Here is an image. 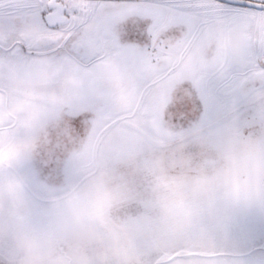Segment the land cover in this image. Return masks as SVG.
<instances>
[{
    "label": "rangeland",
    "instance_id": "obj_1",
    "mask_svg": "<svg viewBox=\"0 0 264 264\" xmlns=\"http://www.w3.org/2000/svg\"><path fill=\"white\" fill-rule=\"evenodd\" d=\"M8 1L0 0V6L3 7V4ZM20 1H25L23 4L16 2L21 9L27 6H31V8L28 7L27 10L19 8L20 11L16 10L10 16H6L5 12L0 10V49H2L0 50V126L3 127L0 131V141H2L0 148L7 150L13 146H26L23 155L8 163V165L12 163L27 165V167L19 165L20 168L25 169L23 176L40 181L44 185L50 180L47 177L62 180L69 179V175H71V178H75L73 176L77 173L76 169L79 164L90 162L92 154H94L96 162H112L111 159H115L118 154L115 162L117 165L137 163L136 157L133 156L135 147L144 150L139 161L144 167L150 169L149 173L153 178L157 173L159 174L164 165L168 169L174 165L184 169L190 164L197 167L206 163L202 154L204 149L201 150V154L196 153L190 155L189 158L182 155L184 151L180 149L171 148L161 154L155 153L157 149L154 147V149H149L150 146L146 145L143 139L138 138L136 134L126 128L122 133L125 135L118 142L125 145L123 150L117 152L111 149L108 152L110 147L115 146L116 137L120 134L118 131L116 133V126H109L113 119L110 118L113 108L107 103L109 101L107 98L113 91L114 93L118 91V94H121L120 88H132L142 84L123 73L128 71L132 65H136L135 60L132 59L135 56V48L132 46L142 44V47L145 48L146 45L143 43L147 42L146 37L149 38L151 29L161 28L163 25L166 27L168 22L170 27L176 25L181 29L180 23L177 22L179 18L176 16L185 17L194 26L185 25L188 27L189 33L187 36L183 35L184 42L174 48L169 47L170 43L175 42L170 39L174 34H166L167 30H164L166 35L162 36L160 44L165 45L164 53L167 57L158 56L153 60L158 62L157 59H160L159 62L166 63L169 71L179 72L172 63L176 58H174L175 55L185 57L184 61L179 64L181 70L184 68L186 70L184 65L187 64L189 58L196 57L206 67L204 70L201 66L199 71L200 83L206 85L205 88L210 91V95L213 94V85L206 76L211 75L215 70H221L227 72L225 74L227 79L233 75L230 86L235 89L239 87L240 98L244 100L250 96L242 102L241 106H238L239 111L236 110L237 108L233 109L230 105L231 102L225 98L221 99L223 101H221V105L216 99L214 102H210L213 110L209 114H212L211 120H213V116L216 120V129L213 128V133L202 137L201 148L227 145L224 143L223 137L227 142L230 139L229 148L242 149L247 145L264 143V97H262L264 95V12L219 4L211 0H198L195 5H198L199 12L193 9L192 5L188 7V12L181 10L177 5L170 7V5H166L165 0H153L151 3H143L145 2L143 0L128 1L115 4L75 1L74 4L77 6L73 12V9L70 11L72 6L69 2L60 0L58 2L61 7L56 14L66 16L68 21L64 20L65 23L48 28L44 19L46 15L53 14L49 8L51 0H40L43 7H45L44 4H47L49 9L44 14L36 0ZM244 1L264 4V0ZM14 9L16 8H12L13 11ZM27 18L34 20L35 26L32 27H34L35 34L30 35L27 43L24 44L29 46L24 53L22 43L15 45V42L20 41V36L24 35V31L18 26L24 23ZM168 19L170 20L167 21ZM80 27H82V31ZM176 33H179L177 29ZM51 36L54 38L51 47L37 49L33 46L36 39ZM67 37H69L68 40ZM59 39H64L66 49L72 55L78 54L79 50L85 51L84 45L94 40L98 55H95V58L88 56L84 63L90 65V68L80 70L95 72L96 77H87V75L76 72L74 68L70 77L57 79L54 76L65 56L62 54L63 50H58L50 58H48V53L59 45ZM139 40H141V44L136 42ZM121 48L122 50L119 52L116 51ZM143 48L141 51L144 52ZM35 52L38 55L46 52V55L34 57L37 56L34 54ZM117 55L119 56L117 57ZM147 57L152 59L151 56L147 55ZM98 58H104L103 61L107 63V66L111 65V68L96 70L94 61ZM232 61L236 66L244 69L243 72L238 73L232 70V64H230ZM74 66L78 65L74 64ZM187 66V71L191 70V66ZM152 67L154 70L159 69L156 65ZM67 70H69L68 67ZM158 72L150 69L145 71L141 77L145 79L144 84L154 86L153 76L155 75H151V73L158 74ZM100 73L103 75H99ZM234 73L243 76L234 77ZM17 75L19 79H17ZM47 79H55L57 82L60 80V82L54 87L52 85L46 87L43 84L48 82ZM9 84L13 88L9 87ZM16 84H18L17 87ZM29 84H35V86L30 87ZM226 84L221 83L220 80L214 81V87L217 85L225 87ZM6 86L8 88L5 90ZM154 87L155 90L158 88V86ZM184 88L191 91V84L186 83ZM89 89H94L95 96L93 98L95 99H88ZM250 89L252 93L245 95L244 93ZM15 95L16 97H14ZM186 97L190 98L189 107L186 106V114L190 109V115L195 113V117L188 116V118L193 119L188 120L184 115L182 119L178 118V115H182L184 112L178 109L180 106L176 103L177 98L167 105L169 108L167 114L162 117L164 119L163 129L168 130L171 134V140L180 139L189 125L201 126L198 122L200 112H204V107L201 105L205 104L204 100L202 99L204 103L199 100L200 107H198L195 96H193L195 101H191L190 95H186ZM55 99L64 100L57 101ZM100 102L106 103V107L100 108ZM191 103H193L192 107ZM222 105L224 107H221ZM244 106L245 108H243ZM240 107L243 111H240ZM100 109L102 112L106 111L104 116L108 118L102 120L101 123L99 120L103 114H100ZM114 109L116 113H119L118 116L125 114L122 106H114ZM2 113L7 116V122H2ZM145 121V118L139 116L129 123L140 127V124ZM198 133L199 128H196L193 134L197 136ZM98 134L100 135L99 145L93 143L91 146L90 139L94 142ZM157 143L164 144L161 141H157ZM120 160L125 162H120ZM56 163L62 165L61 170L45 169V166H52ZM102 171L98 174L99 178L107 177V174L117 177L108 169ZM141 173L143 174L142 171ZM146 174L143 176L148 178ZM52 185H48L47 188L53 190ZM60 189H64V187ZM33 251L46 258L44 246L35 245ZM227 254L224 251L215 255L212 253L210 257H207L206 254H197L195 257H178L179 260L170 264H242L238 263L239 261H247L252 264L255 259L264 264V248L255 253L244 251L243 254L246 255L243 256H241L242 253L239 255V250L231 252L232 256ZM244 256L246 259L243 258Z\"/></svg>",
    "mask_w": 264,
    "mask_h": 264
},
{
    "label": "crops",
    "instance_id": "obj_2",
    "mask_svg": "<svg viewBox=\"0 0 264 264\" xmlns=\"http://www.w3.org/2000/svg\"><path fill=\"white\" fill-rule=\"evenodd\" d=\"M223 139L227 145L203 148L206 163L164 165L154 178L140 163L96 162L94 154L75 178L47 177L46 185L23 176L19 165H27H0V264H170L197 254L261 251L264 215L220 200L217 172L241 151ZM102 169L117 177L99 178ZM177 204L186 212H176ZM35 245L46 248V258L32 252Z\"/></svg>",
    "mask_w": 264,
    "mask_h": 264
},
{
    "label": "trees",
    "instance_id": "obj_3",
    "mask_svg": "<svg viewBox=\"0 0 264 264\" xmlns=\"http://www.w3.org/2000/svg\"><path fill=\"white\" fill-rule=\"evenodd\" d=\"M29 1V0H28ZM31 1V0H30ZM37 4L41 7V12L44 14L45 12H47L48 6L47 4L43 7V4H41L40 0H36ZM52 2H54V4L57 6V8H53L51 3H50V10L52 13H56L57 10H59V8L61 7L60 0H51ZM61 1H67L69 2V4L72 6V8L70 9V11L73 9V12H75L74 8H76L77 4H74L75 1H86V2H96V3H104V4H115L117 2H107V1H89V0H61ZM145 2L143 3H151L153 2V0H143ZM155 1V0H154ZM212 1V0H211ZM16 2H18L19 4H23L25 3V1H14V0H9L8 2H5L3 4V7L0 6V10L5 12L6 16H10L12 14L15 13V11H20V10H27L29 6L27 7H21L18 6L16 4ZM134 2V1H133ZM166 5H170V7L172 6H178V8H180L181 10H184L186 12H188V7L192 5L193 9H196L199 12V7L198 5L195 3L198 2V0H165ZM122 3V2H120ZM36 4V6H37ZM12 8H16L14 9V11L12 10ZM20 8V10H18ZM31 8V6L29 7ZM55 9V10H54ZM51 14V13H50ZM49 15V14H48ZM46 15V17L48 16ZM73 15V13H72ZM64 18V20L68 21V18L64 15H61ZM70 16V15H69ZM68 16V17H69ZM209 16V15H206ZM46 17L44 19L45 24H46ZM179 18V21H177L178 23H180V26L182 27L181 29L178 26H172L170 27V24L168 22V26L165 27V25H163V27L161 28H155V29H151V32L149 34V38H147V42L143 43L146 45L145 48L142 47L141 44V40L136 41L138 43H140L141 45L139 46V44H134L135 46H132L133 48H135V56H133L135 60L136 65L135 66H131L129 67L128 71L123 72L125 75H127L128 77L131 76L132 79L134 81H140L142 84H140L141 86H133L132 88H120L119 90L121 91V94H118V91H113V93L111 94L110 97L107 98V103H109L110 105H112V112L110 114V118L112 117V123L109 124V126H116V133L118 131V133L120 134V136H117V142H115V146L110 147L108 152H110L111 149L115 150L118 152H121L123 150V144L118 143L120 141V138L122 136H124L125 134H122L124 132V128L131 130L134 134H136V136H138V138L143 139L144 142L146 143V145L150 146L149 149H157L155 151V153H159L161 154L163 151H167V150H171V148L173 149H180L183 150L184 153H182V155H184L185 157L189 158L190 155H194L196 153L201 154V150H203L202 145H200L201 141H202V137H204L205 135H210L211 133H213V128H215V122L216 120L214 119L213 116V120H211V116L212 114H209L211 110H213V108L210 106V102H214L216 99L219 104L221 105V103L223 102L221 99L225 98L227 99V101L231 102V106L233 109L237 108L236 110L239 111L238 106H241L242 102L246 101L250 96H248L246 99H242L239 97V90L238 88H232L230 86V82L233 80V75H231L229 79H227V77L225 76V74L227 72H223L221 70H215L214 72H212L211 75H207L206 77L208 78V80L210 81V83H212L213 87V94L211 93L210 95V91L205 88V84L200 83V74L199 71L201 70V66L204 70H206V67H204L202 65V61H200L198 58L194 57L189 58L187 61V64L184 65L186 67V70H181L180 69V65L182 63V61H184L185 57L183 55H175L174 58L175 60L172 62L174 68L178 69L179 72H172L168 70V67L166 66L167 64L164 62H156L155 60H153V58H157L158 56H162V57H167V55L164 53V49H165V45L163 46V44H160V41L162 40V36L166 35V34H174L173 37H171V40H174L175 42L170 43L169 47L174 48V46H177L181 43L184 42L183 39V35L187 36L189 33V29L188 27H186L185 25H192L191 27L194 26V24H192L188 19H186L183 16H176ZM74 19V16L72 17ZM170 19H168L167 21H169ZM34 20H32L31 18H27L25 20L24 23H21L20 26H18L19 29H22L24 31V35L20 36V41L15 42V45H21L22 43V49L25 50L24 53H26L27 49L29 46L24 45L27 43V40L29 38L30 35H34V27L35 26V22H33ZM65 23V22H64ZM17 24V23H16ZM160 26V23H158ZM47 26V24H46ZM184 26V27H183ZM48 27V26H47ZM50 28V27H48ZM54 28V27H53ZM82 27H80L81 29ZM79 29V28H78ZM176 29L178 30L179 33H176ZM149 30V29H148ZM147 30V31H148ZM167 30V33L165 34ZM82 31V29H81ZM182 33V35H181ZM177 35H179L180 37H178ZM69 37H67L68 40ZM148 39H150V41H148ZM54 43V38L51 36L49 38H43V39H36L34 41V47L37 49H44V48H49L51 47V45ZM59 45L55 47L54 50L50 51V53H48V58H50L55 52H57L58 50H63L62 54H64V58L61 61V66L58 69V72H56L54 74V76L57 79H65L67 77H70L72 72H73V68L76 72H80L84 75H87V77H96V73L95 72H82L80 69H88L90 68V65L88 66L86 63L87 61V57H92L95 58V55H98V49L96 48L95 42L94 40L86 43L87 45H84L85 47V51L79 50L78 54L76 55H72L65 46V41L64 39H59L58 41ZM57 43V44H58ZM151 43V44H148ZM55 45V44H54ZM53 45V46H54ZM183 45V44H182ZM186 45V44H185ZM142 48L144 49V52L141 51ZM2 50V49H0ZM118 49L116 50L117 52H119ZM114 51V50H113ZM197 51V50H196ZM23 52V51H22ZM46 52H43L42 54L40 53L38 55L37 52H35L34 54L37 56L34 57H38V56H43L46 55ZM195 53V52H194ZM193 53V55H194ZM33 54V53H30ZM144 56L143 58L140 56ZM162 54V55H161ZM151 56L152 59L150 57ZM119 55H117L118 57ZM191 57V56H190ZM106 58V57H104ZM103 59H97L96 61H94V66L95 69H110L111 65L107 66V63ZM143 59V60H142ZM154 61V62H153ZM180 62V63H179ZM74 64L78 65V66H74ZM151 64V65H150ZM232 64V70H234L235 72H243L244 69L236 66L233 61L230 63ZM247 64V63H246ZM156 65L159 69H156L157 73H151V75H155L153 76L154 79V86H158V88H156V90L154 89L155 87L152 86L151 84H149L148 86H146L144 84L145 79L141 78L142 74H144L145 71H156L153 69L152 66ZM191 66V70H188V66ZM74 66V67H73ZM67 67L69 68V70H67ZM194 68V69H193ZM196 72V73H195ZM178 73V74H176ZM238 73H234V77H242L243 75L238 74ZM16 75V74H15ZM99 75H103V73H100ZM46 76V74H45ZM17 79L18 75L16 76ZM48 82H46L45 85L47 87V85L54 87L57 85V83L59 84L60 80L55 81V79H47ZM218 80H220L221 83H227L225 85V87L223 86H215L214 87V81L217 82ZM129 81V78H128ZM186 83H188V85L191 84V91L186 90L184 87H186ZM36 85H38L37 83H35ZM35 84L30 85V87H34ZM200 84V85H199ZM18 86V84H16V87ZM9 87H12L9 84ZM40 87V86H39ZM8 87L6 86L5 90ZM13 88V87H12ZM90 91V96H87L88 99H95L93 98L95 96L94 93V89H89ZM247 93H252V90H248L247 92H245L244 94L247 95ZM186 95H190L191 96V101H195L193 96L196 97L197 102H198V107H200L199 105V100H201L203 102H205V104H201L202 107H204V112H200V118H199V125H201L200 127H196V126H188L187 130L184 132V135L182 137H180V139L177 140H171V134L168 132V130H164L163 129V122L164 119H162L163 115L167 114V110L168 108V104L174 100V98H177V104L180 106L178 109H180L181 111L184 112V114L182 115H178V118L182 119L183 115L185 117H187L188 120H191L195 117V113H193V115L190 111V109L188 110V114H186V109L187 107H189L188 105V101L190 100V98H187ZM16 97V95L14 96ZM146 97V98H145ZM264 97V95L262 96ZM261 97V98H262ZM203 99V100H202ZM57 101H63L61 99H55ZM211 100V101H210ZM222 101V102H221ZM203 102V103H204ZM101 105H99V107L101 108L102 106L106 107V103L103 104L102 102H100ZM65 105H70V104H65ZM256 105V104H254ZM253 105V106H254ZM114 106L117 107H124L125 110V114L118 116L116 113V110L114 109ZM187 106V107H186ZM193 106V103H191V107ZM55 107V106H54ZM211 107V108H210ZM221 107H224L223 105ZM56 108V107H55ZM242 107H240V111H243L241 109ZM245 108V106L243 107ZM192 109V108H191ZM82 110V109H81ZM100 114L102 115V118L99 120L100 123L102 122V120L108 119L106 116H104L105 114V110L102 109L99 110ZM114 116H116L114 118ZM143 117L146 119V121L143 124H140V127L131 125L129 122L133 121L134 119L138 118V117ZM188 116L193 117V118H188ZM210 118V120H209ZM88 119V118H86ZM182 122V120L180 121V123ZM211 122V123H210ZM210 123V124H209ZM196 128H199V133L196 135H194L193 133L196 131ZM216 129V128H215ZM220 130V129H218ZM213 131V132H212ZM116 136V134H115ZM157 138V140H156ZM137 139V138H136ZM159 139V140H158ZM116 141V140H115ZM157 141H161L164 144H158ZM93 143H96L97 146L100 143V135L98 134L97 138L94 140V142L92 141V139H90V144L91 146H93ZM95 144V145H96ZM117 144V145H116ZM154 147V148H153ZM167 153V152H166ZM134 154H136V162L140 163L139 159L141 158V156H143L144 154V150L142 148H138L135 147L134 148ZM110 156V155H109ZM134 156V155H133ZM95 156L93 155V158ZM117 159H112L113 162H116ZM195 160V159H194ZM120 162H125V161H121ZM204 162V161H201Z\"/></svg>",
    "mask_w": 264,
    "mask_h": 264
},
{
    "label": "clouds",
    "instance_id": "obj_4",
    "mask_svg": "<svg viewBox=\"0 0 264 264\" xmlns=\"http://www.w3.org/2000/svg\"><path fill=\"white\" fill-rule=\"evenodd\" d=\"M25 151V145L0 148V165H7ZM216 187L225 208L254 207L264 215V143L247 145L226 158L217 172ZM174 210L186 212L180 204Z\"/></svg>",
    "mask_w": 264,
    "mask_h": 264
},
{
    "label": "water",
    "instance_id": "obj_5",
    "mask_svg": "<svg viewBox=\"0 0 264 264\" xmlns=\"http://www.w3.org/2000/svg\"><path fill=\"white\" fill-rule=\"evenodd\" d=\"M89 1H107V2H132V1H141V0H89ZM219 4L235 6L240 8H245L249 10L264 12V4H256L244 0H212ZM53 8H57L54 2L51 3ZM47 25L52 27L56 24H60L64 22V18L61 17L59 14L53 13L47 16L46 18Z\"/></svg>",
    "mask_w": 264,
    "mask_h": 264
}]
</instances>
